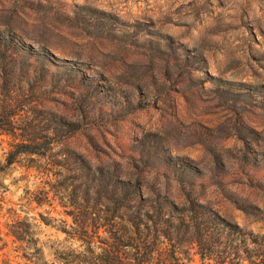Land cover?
Segmentation results:
<instances>
[{"label":"rangeland","instance_id":"1","mask_svg":"<svg viewBox=\"0 0 264 264\" xmlns=\"http://www.w3.org/2000/svg\"><path fill=\"white\" fill-rule=\"evenodd\" d=\"M2 107L0 163L17 145L66 148L92 176L140 181L144 198L160 190L264 235V0H0L5 120ZM34 134L39 145L24 141ZM43 172L17 167L5 180L0 264H25L9 211L25 216L26 191L64 180ZM80 172L69 163L67 182L78 186ZM39 214L50 222L42 264L84 251L61 231L71 222L59 204L34 205ZM167 259L202 264L188 244L156 262Z\"/></svg>","mask_w":264,"mask_h":264},{"label":"trees","instance_id":"2","mask_svg":"<svg viewBox=\"0 0 264 264\" xmlns=\"http://www.w3.org/2000/svg\"><path fill=\"white\" fill-rule=\"evenodd\" d=\"M1 110L6 118L0 123L7 125L11 111L7 107ZM24 141L38 144L39 138L26 135ZM15 147L7 148L0 163V211L9 192L5 180L17 167L29 173L45 170L51 180L64 179L34 192L26 191L20 204L25 216L17 209L9 211L15 219L8 224L7 236L25 264H42L47 258L40 241V222L50 225L49 217L39 214V219L30 211L34 205L55 208V204L70 219L69 227L61 229L67 240L84 247L83 252L69 254L68 258L55 250L54 255L64 264H174L172 259L156 260L176 257L184 244L196 250L202 264H264V235L246 234L238 226L227 224L208 205L192 201L179 207L160 190L157 200L144 198L140 181H120L116 175L104 172L92 176L84 158L66 148ZM69 163L81 168L80 176L75 178L78 186L67 182L64 175ZM4 264L11 262L8 259Z\"/></svg>","mask_w":264,"mask_h":264}]
</instances>
